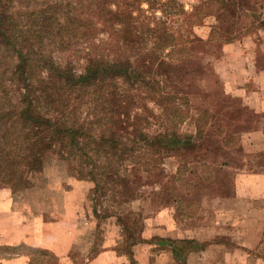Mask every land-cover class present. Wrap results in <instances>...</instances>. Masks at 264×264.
<instances>
[{
  "label": "trees",
  "instance_id": "1",
  "mask_svg": "<svg viewBox=\"0 0 264 264\" xmlns=\"http://www.w3.org/2000/svg\"><path fill=\"white\" fill-rule=\"evenodd\" d=\"M143 1L155 8V1L139 0ZM132 5L128 1V7ZM166 6L161 10L165 12ZM114 7H119L118 0H0V169L5 160L13 168L22 160L38 165L45 155L61 154L69 157L72 173L94 183V193L106 185L116 192L130 185L129 178L120 174L121 165L128 161L133 168L141 165L152 172L151 164L162 148L186 150L203 160L207 153L225 158L229 148L239 147L243 112L223 101L218 112L205 106L195 113L182 89L193 85L184 82L186 74H204L203 67L193 62L194 42L170 31L167 20L159 18L141 28L136 16ZM176 7L175 14L184 15L186 21L197 17L195 11ZM258 17L253 15L254 20ZM103 32L109 35L108 45L96 42ZM85 44L91 46L89 51ZM68 51L85 58L81 72L72 60L61 57ZM185 118L197 124L196 135L179 132ZM163 119L169 129L162 137L144 132L142 127L153 120L162 124ZM208 127L219 139H211ZM207 165L211 181L214 174ZM227 165L224 160L223 173ZM221 185L225 186L223 181ZM126 229L131 232L128 225ZM173 245L177 255L181 247L175 241ZM23 247L28 245H0V258L22 253Z\"/></svg>",
  "mask_w": 264,
  "mask_h": 264
},
{
  "label": "rangeland",
  "instance_id": "2",
  "mask_svg": "<svg viewBox=\"0 0 264 264\" xmlns=\"http://www.w3.org/2000/svg\"><path fill=\"white\" fill-rule=\"evenodd\" d=\"M128 1H133L131 7H128ZM152 1H155L154 9L145 1L140 3L139 0H118V8L124 14L131 13L136 16V22L141 28L142 25L154 23L159 18L167 20L170 22V31H178L182 37L194 42L192 49L196 57L193 62L203 67L204 74H186L184 82H191L193 85L192 88L182 86V89L188 93L195 113L205 106L218 112L223 101L226 104L228 101V105L235 111L243 112L239 121L243 125L239 147L234 151L229 148V154L225 158L208 156L207 153L203 160L186 150L180 152L172 149L167 152L162 148L160 154L154 155L152 172L142 169L141 165L133 168L128 161L121 165L120 174L129 178L130 185H122L120 191L116 192H111L106 185L94 193L92 181L72 173V163L67 159L68 156L64 158L61 154L45 155L38 165L34 160L26 164L22 160L19 165L13 163V168L5 160L0 169V208L10 205L17 210L24 208L30 214L35 212L36 215L31 219L37 217L36 219L49 221L62 217L65 218L66 226L72 223L76 244L70 253L73 261L70 262L69 259L63 264H88V259L92 261L91 264H168L170 259L162 253L172 251L173 241L181 248L177 255L172 251L175 261L169 264H188L189 251L205 250L213 242L220 244L218 249L222 253H226L227 250L224 249L232 251L231 256L229 254V257H221L219 263L222 259L225 263L231 259L236 264H264L257 257L259 251L253 252L252 258L244 257L235 248L236 245L228 241L231 235H228L230 230L226 226L219 234L215 233L216 237L212 241L198 244L194 242L196 239L188 238L196 236L195 228L200 224L204 226V235H210L207 228L217 217L215 210L233 206L236 176L245 169L246 158L250 155L246 151L250 148V139L258 136L254 133L258 131L257 128L264 126V113H251L243 109L244 96L250 94L258 85L253 81H244L243 74L248 70L249 63L245 59V53L250 54V59L257 61L258 70L264 68V0ZM165 3L167 14L166 9L165 12L161 10ZM176 6L184 7L190 13L195 11L194 16L197 17L188 19L187 22L184 15L175 14V10L178 11ZM254 14L259 16L256 20L253 19ZM121 25L117 24V27ZM108 37V33L103 32L96 38V42L108 45ZM231 37L234 40H230ZM85 45L84 49L89 51L91 46ZM146 47L151 48V43ZM168 54L170 49L164 52L165 56ZM61 57L64 61L72 60L78 72H81L85 64L84 57L73 56L69 51ZM148 103L156 112H161L159 106L151 101ZM186 119L179 125V132L196 135L197 124L194 120ZM153 121V124L142 127L144 132L151 138L162 137L169 129L167 119H163V125ZM207 129L213 134V141L219 139L213 127ZM247 132L252 135L246 134ZM38 146H42V143ZM142 150L144 152L146 149ZM30 158L32 156L28 159ZM262 158L264 159V154ZM224 160L228 163L224 167L226 173L222 172ZM208 163L214 174L211 181H208L209 169L205 167ZM221 181L225 186L221 185ZM128 186L135 191H130ZM223 191H227V195L218 194ZM221 198L225 201L220 202ZM118 215L123 218V222ZM166 215H173L176 222L173 231L175 235L184 233L186 238L162 235ZM126 225L131 232L126 229ZM160 239H168L170 242L163 244ZM20 251L30 255L36 264H59L53 254L36 252L33 246L23 247ZM99 254L105 255L104 258L93 262Z\"/></svg>",
  "mask_w": 264,
  "mask_h": 264
},
{
  "label": "crops",
  "instance_id": "3",
  "mask_svg": "<svg viewBox=\"0 0 264 264\" xmlns=\"http://www.w3.org/2000/svg\"><path fill=\"white\" fill-rule=\"evenodd\" d=\"M245 59L249 60V63L247 65L248 70L243 74L245 76L244 81H253L258 85L250 94L244 96L243 108L246 112L264 113V68L258 70L257 61H254V58L250 59V54L248 53H245ZM257 130L254 133L258 134V136L250 139V148L246 150L250 155L248 159L246 158L245 169L236 176L233 206L226 209L218 206L219 208L215 210L217 217L207 228L210 235H204V226L200 224L195 228L196 236H188V238L196 239L197 241L194 242L198 244L202 243V241H212L216 234H219L220 230L226 226L230 230L228 235H231H229L228 241L234 243L236 245L235 248L241 251L244 257L252 258L253 252L259 251L257 257L264 262V159L262 158L264 154V126L261 129L257 128ZM246 134L252 135V133L248 132ZM223 201L225 199L221 198L220 202ZM212 208H215V206L212 205ZM199 209L201 210L202 208L200 207ZM212 213L214 212L212 211ZM33 215H36L35 212L30 214V211L24 208L17 210L10 205L1 207L0 245L26 244L47 250L56 257L59 264L60 262L63 264L64 261L69 259L72 262L73 259L72 256L70 257V253L73 252L76 245L75 228H73L72 223L66 226L64 224L65 218L62 217L49 221L42 218L36 219L37 217L31 219ZM63 215L66 216V214ZM163 224V236L179 239L187 237L184 236V233L181 234L179 232L175 235V232H173L175 231L174 228H176L173 215L171 217L166 215ZM169 231L170 233H168ZM209 245L205 250H192L188 252L189 254L186 253L188 255V264H236L231 259H228L226 263L222 259L219 263L220 258H223L224 255L229 257L230 254L231 256V249H224L227 251L222 253L218 249L220 244L213 242ZM163 254L168 256V259H170L169 263L175 261L172 251L167 250ZM186 254L185 259L187 258ZM162 255L160 254V256ZM103 256L105 255L99 254L93 262L102 260ZM87 261L88 264L92 263L90 259ZM0 264L36 263L30 255L22 252L10 257L0 258Z\"/></svg>",
  "mask_w": 264,
  "mask_h": 264
}]
</instances>
